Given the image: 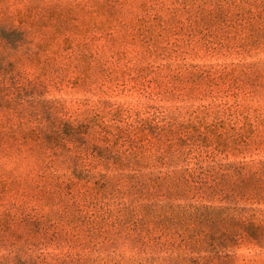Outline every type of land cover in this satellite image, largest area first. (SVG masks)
<instances>
[{
  "label": "rangeland",
  "instance_id": "obj_1",
  "mask_svg": "<svg viewBox=\"0 0 264 264\" xmlns=\"http://www.w3.org/2000/svg\"><path fill=\"white\" fill-rule=\"evenodd\" d=\"M0 264H264V0H0Z\"/></svg>",
  "mask_w": 264,
  "mask_h": 264
}]
</instances>
